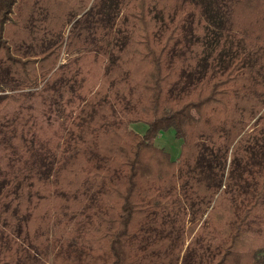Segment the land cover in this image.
<instances>
[{
    "label": "trees",
    "instance_id": "trees-1",
    "mask_svg": "<svg viewBox=\"0 0 264 264\" xmlns=\"http://www.w3.org/2000/svg\"><path fill=\"white\" fill-rule=\"evenodd\" d=\"M0 264H264V0H0Z\"/></svg>",
    "mask_w": 264,
    "mask_h": 264
},
{
    "label": "rangeland",
    "instance_id": "rangeland-1",
    "mask_svg": "<svg viewBox=\"0 0 264 264\" xmlns=\"http://www.w3.org/2000/svg\"><path fill=\"white\" fill-rule=\"evenodd\" d=\"M131 128L142 134L146 130V124L144 122H136L131 125ZM154 144L156 147L163 148L166 152L169 153L171 159H176L181 152L182 140L174 135L172 129H168L160 132L154 139Z\"/></svg>",
    "mask_w": 264,
    "mask_h": 264
}]
</instances>
